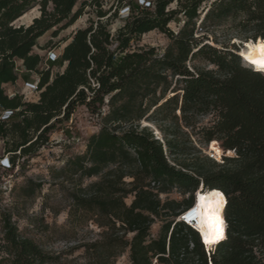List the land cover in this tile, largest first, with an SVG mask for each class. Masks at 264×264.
Here are the masks:
<instances>
[{
    "label": "trees",
    "instance_id": "obj_1",
    "mask_svg": "<svg viewBox=\"0 0 264 264\" xmlns=\"http://www.w3.org/2000/svg\"><path fill=\"white\" fill-rule=\"evenodd\" d=\"M34 7L38 16L14 25ZM86 7L94 17L60 38L49 49L63 44L55 62L45 63L46 56L33 50L37 39L49 30L58 36ZM127 8L122 24L112 29L117 14L107 15L102 0H0V139L6 158L0 167L13 170L20 158L46 147L56 127L83 106L99 128L62 167L73 184L70 214L87 213L100 227L121 231L120 247L129 250L132 264H264V72L245 64L241 42L218 47L207 32L195 35L197 28L230 19L243 41L264 40V0H149ZM178 17L174 31L168 25ZM155 29L169 39L164 48L132 47ZM18 66L37 76L34 101L4 89L17 81ZM53 66L59 69L52 72ZM206 115L212 119L199 125ZM143 120L162 136L141 126ZM192 135L221 161L204 155ZM84 178L90 180L85 185ZM174 188L188 199L159 198ZM211 189L224 199L226 230L222 222L223 237L207 254L198 232L176 219L194 205L197 192ZM156 220L161 226L153 238L149 229ZM2 223L0 264L52 261L19 234L11 218L3 216Z\"/></svg>",
    "mask_w": 264,
    "mask_h": 264
},
{
    "label": "rangeland",
    "instance_id": "obj_2",
    "mask_svg": "<svg viewBox=\"0 0 264 264\" xmlns=\"http://www.w3.org/2000/svg\"><path fill=\"white\" fill-rule=\"evenodd\" d=\"M147 1L149 0H121L117 5L118 0H102V6L106 11L112 5L107 15L116 12L117 17L112 20L111 24L112 29H115L122 24L121 20L128 13V6L142 5ZM80 2H77L74 9L80 5ZM204 5L205 3H203ZM116 6L118 7L115 9ZM170 7H174V4H171ZM38 15L39 8L34 7L26 18L14 22V25H26ZM90 17H94V14L91 7H86L74 24L61 30L58 36L52 37V30L42 34L37 39V46L33 50L39 55L46 56L45 63H54L55 58L48 54L49 49L57 44L60 38L67 37L74 29L85 27L87 19ZM180 24V20L179 22L171 21L168 27L176 31ZM203 32H207L210 39L214 36L219 42L218 47L220 44L233 42H241L240 49L245 45L242 39L243 35L238 32L237 21L224 20L218 26H209L207 30L203 29L202 31L197 28L195 35L199 36ZM140 37L139 42L134 43L132 47L153 46L162 49L169 43L168 37L156 29L143 33ZM62 45H59V48ZM59 48L53 50V53H57ZM58 69L57 66L51 68L52 72ZM16 73L18 74L17 81L12 85H4V89L8 94L17 92L26 101L36 100L37 93L33 88L37 76L19 66ZM211 119V116L206 115L200 119L199 125L204 126ZM68 120L66 123L58 125L50 134V143L46 147L40 148L26 160L20 158L19 165L15 166L13 170L6 171L0 167V257L4 255L2 217L7 216L11 218V222L17 227L19 234L34 240L42 250L52 256V261L48 264H132L129 260V250L120 247L121 231L117 228L107 230L100 227L89 219L90 215L87 213L77 215L69 213L71 204L69 193L73 184L68 175L62 172V167L70 156L84 150L87 138L98 130L99 124L98 119L91 116L83 106L77 107ZM142 125L146 124L142 121ZM147 125L153 129L157 137L162 136L153 124ZM191 138L193 144L200 148L204 155H211L214 160L221 161V157L217 158L208 144L205 147L198 143L196 135H192ZM3 156V141L0 139V166L6 164ZM89 181L84 178L82 183L85 185ZM37 184L41 187L38 188ZM187 196V194H182L179 189L174 188L167 194L161 193L159 198L164 200L165 197H169L182 201L188 199ZM130 201L131 198L128 197L126 203H130ZM160 226L161 222L158 220L150 226L151 237L158 236ZM127 237L129 239L131 234ZM110 240H114L112 246L109 245ZM151 262L160 264L154 260Z\"/></svg>",
    "mask_w": 264,
    "mask_h": 264
},
{
    "label": "bare ground",
    "instance_id": "obj_3",
    "mask_svg": "<svg viewBox=\"0 0 264 264\" xmlns=\"http://www.w3.org/2000/svg\"><path fill=\"white\" fill-rule=\"evenodd\" d=\"M34 8L28 10L25 14L20 16L14 22H17L20 19L26 18ZM245 45L241 49L242 57L245 64L254 66L257 70L264 72V66L254 64L249 60V55L251 54L254 58L259 57V46L264 45V40L257 39L255 41L249 42L244 41ZM144 124H149V122L143 120ZM195 210L189 212V219L193 220L192 223H195L197 229L200 230V236L205 242L204 233L209 234V241L205 242L210 244V242L218 241L215 239L217 230L221 228L222 220V209L224 206V199L221 196V193L217 189H211L207 192H197L195 194ZM223 226V224H222ZM223 229V228H222Z\"/></svg>",
    "mask_w": 264,
    "mask_h": 264
},
{
    "label": "built area",
    "instance_id": "obj_4",
    "mask_svg": "<svg viewBox=\"0 0 264 264\" xmlns=\"http://www.w3.org/2000/svg\"><path fill=\"white\" fill-rule=\"evenodd\" d=\"M142 4H144V2H143ZM146 4H147V2H145L144 5H146ZM48 54H50L51 56H53V57L55 58V60H56L57 56H56V53H53V50H49ZM33 89H34V88H33ZM14 94H15V92L12 93V94H9V95L12 97V95H14ZM7 114H8V113H7ZM6 116H7V115H3V117H6ZM210 157H212V156L210 155ZM3 160L6 161V158H3ZM194 210H195V206L193 205L191 208L186 209L185 211L181 212V214L177 217L176 221H177V220H180V221H182L183 223H185L186 225H188L191 229H195V230L198 232V235H199L200 241H201L202 245H204L205 250H206V253L208 254L209 251L213 249V244H212L213 242H210V244L205 243V242L203 241V239L201 238V236H200V230L197 229L195 223H192L193 220L189 219V212H192V211H194ZM222 217H223V215H222ZM222 222L224 223V218H223V221H222ZM224 228H225V223H224ZM225 230H226V228H225ZM191 246H192V245H191ZM154 261H155V260H154Z\"/></svg>",
    "mask_w": 264,
    "mask_h": 264
},
{
    "label": "snow or ice",
    "instance_id": "obj_5",
    "mask_svg": "<svg viewBox=\"0 0 264 264\" xmlns=\"http://www.w3.org/2000/svg\"><path fill=\"white\" fill-rule=\"evenodd\" d=\"M259 57L254 58L251 54L249 55V60L254 63L261 66H264V45L259 46ZM223 237V229L219 228L217 230V233L215 235V239H221ZM205 242L209 241V234L207 232L204 233Z\"/></svg>",
    "mask_w": 264,
    "mask_h": 264
},
{
    "label": "water",
    "instance_id": "obj_6",
    "mask_svg": "<svg viewBox=\"0 0 264 264\" xmlns=\"http://www.w3.org/2000/svg\"><path fill=\"white\" fill-rule=\"evenodd\" d=\"M252 41H253V40H252ZM252 41H251V42H252ZM240 50H241V49H240ZM240 55L242 56V52H241V51H240ZM146 126H149V125H146Z\"/></svg>",
    "mask_w": 264,
    "mask_h": 264
}]
</instances>
